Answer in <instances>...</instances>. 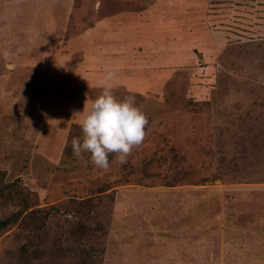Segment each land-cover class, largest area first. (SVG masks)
I'll use <instances>...</instances> for the list:
<instances>
[{
	"label": "rangeland",
	"instance_id": "374dc122",
	"mask_svg": "<svg viewBox=\"0 0 264 264\" xmlns=\"http://www.w3.org/2000/svg\"><path fill=\"white\" fill-rule=\"evenodd\" d=\"M106 69L148 123L102 170ZM3 220L0 264H264V0H0Z\"/></svg>",
	"mask_w": 264,
	"mask_h": 264
},
{
	"label": "clouds",
	"instance_id": "9594fccd",
	"mask_svg": "<svg viewBox=\"0 0 264 264\" xmlns=\"http://www.w3.org/2000/svg\"><path fill=\"white\" fill-rule=\"evenodd\" d=\"M114 75L112 69H106L98 80L100 95L79 113L82 136L71 140L74 156L87 153L92 165L102 170L109 167L110 153H115L120 162L126 159L132 148L142 142L148 123L134 96L118 99L113 95L110 81Z\"/></svg>",
	"mask_w": 264,
	"mask_h": 264
},
{
	"label": "crops",
	"instance_id": "0c3cea01",
	"mask_svg": "<svg viewBox=\"0 0 264 264\" xmlns=\"http://www.w3.org/2000/svg\"><path fill=\"white\" fill-rule=\"evenodd\" d=\"M140 22H142L141 20H140ZM139 22V23H140ZM165 24H169V22H166ZM167 31V30H166ZM132 34V33H131ZM103 36H105V35H103ZM103 36H100V37H103ZM132 37H129V39L130 40H126V42L124 41V47L125 48H127V49H129V50H127L126 52H123V54L124 53H127V55H126V63L127 62H130V60H131V57L133 56V54H134V52L131 50V47L133 46V45H135L136 44V41H134V37L135 36H133V35H131ZM109 39H107V41L105 42V44H103V43H99V45L101 46V44H102V46L106 49L105 51H108V52H111V53H113V54H115V53H119V52H115V49L113 48V47H111V44H109ZM131 41H133V44H132V42ZM145 44H146V48L147 47H149V45H154V42L152 41V42H149L148 43V41H145ZM120 45V44H119ZM122 45V44H121ZM153 45L150 47V48H152L153 47ZM123 46V45H122ZM150 48H149V50H150ZM152 51L153 50H151L150 52L152 53ZM115 52V53H114ZM148 52V49L146 50V53ZM119 54H121V53H119ZM143 60H144V58H143ZM128 67V63H127V65H126V71H135V70H131V69H129V68H127ZM131 82V81H130ZM156 82H158V81H156ZM156 85V84H155Z\"/></svg>",
	"mask_w": 264,
	"mask_h": 264
},
{
	"label": "trees",
	"instance_id": "16d2710c",
	"mask_svg": "<svg viewBox=\"0 0 264 264\" xmlns=\"http://www.w3.org/2000/svg\"><path fill=\"white\" fill-rule=\"evenodd\" d=\"M8 220H3L0 222V228L4 227L7 224Z\"/></svg>",
	"mask_w": 264,
	"mask_h": 264
}]
</instances>
